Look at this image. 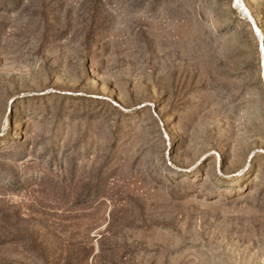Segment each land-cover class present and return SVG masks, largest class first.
Here are the masks:
<instances>
[{"label":"rangeland","instance_id":"rangeland-1","mask_svg":"<svg viewBox=\"0 0 264 264\" xmlns=\"http://www.w3.org/2000/svg\"><path fill=\"white\" fill-rule=\"evenodd\" d=\"M0 264H264V0H0Z\"/></svg>","mask_w":264,"mask_h":264}]
</instances>
